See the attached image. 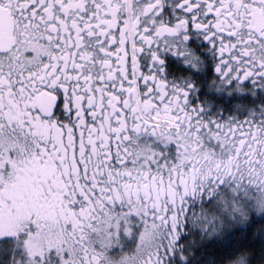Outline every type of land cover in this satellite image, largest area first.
<instances>
[{"label": "snow or ice", "instance_id": "snow-or-ice-1", "mask_svg": "<svg viewBox=\"0 0 264 264\" xmlns=\"http://www.w3.org/2000/svg\"><path fill=\"white\" fill-rule=\"evenodd\" d=\"M0 264H264V0H0Z\"/></svg>", "mask_w": 264, "mask_h": 264}]
</instances>
